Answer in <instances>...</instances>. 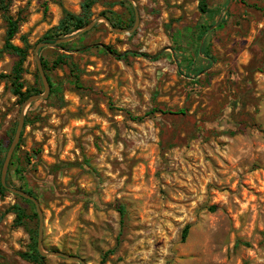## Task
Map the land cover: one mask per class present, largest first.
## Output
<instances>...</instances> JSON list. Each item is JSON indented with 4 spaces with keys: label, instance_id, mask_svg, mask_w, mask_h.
<instances>
[{
    "label": "rangeland",
    "instance_id": "1",
    "mask_svg": "<svg viewBox=\"0 0 264 264\" xmlns=\"http://www.w3.org/2000/svg\"><path fill=\"white\" fill-rule=\"evenodd\" d=\"M107 1L126 0H100L90 23L103 11L129 19L128 5ZM132 1L133 34L101 21L70 50L40 51L69 58L48 71L57 93L27 110L10 183L38 199L47 252L86 264H264V0H208L209 14L201 0ZM65 10L80 15L82 0H0V145L23 104L9 77L18 58L2 51L4 13L19 23L13 43L32 45L25 86L43 93L35 48ZM16 204L37 213L0 196V264H78L25 260L40 222L20 225Z\"/></svg>",
    "mask_w": 264,
    "mask_h": 264
},
{
    "label": "trees",
    "instance_id": "2",
    "mask_svg": "<svg viewBox=\"0 0 264 264\" xmlns=\"http://www.w3.org/2000/svg\"><path fill=\"white\" fill-rule=\"evenodd\" d=\"M99 1L100 0H82V13L80 15H76V14H73V13L65 10L64 14H63V18L60 21L59 25L57 27L49 30L44 35L41 42L54 43L59 39H63L65 37H68V36L78 32V31L84 29L91 22V19L93 17L92 9L95 6V4H97ZM107 2H109V4H111V5H114V4L128 5V12L130 15L129 19L127 21H124L119 16L116 17V14L112 13L110 11H103V12H101L100 16L107 17L111 21V23L117 28H126V29L131 28L132 25L134 24V20H135V11H134L133 7L129 4V2H127V1H107ZM226 6H227V4H225L224 7H226ZM200 10L202 11L203 14L211 13V10L208 7V0H201ZM5 12H6V9H5ZM4 14H5V19L7 21V35H6V39H5V45L2 49V51L6 52V53H10V54H12L18 58V61L16 62V64L13 67L12 76H9V77L11 78L12 92H13L14 96L18 97L20 102H24L31 95L42 93L36 87L35 88H27L25 86V82H24V72H25L24 63L27 60L30 49H32V45H30V43L28 42L27 36L21 37V40L24 43V47H19L13 43V40L15 39L16 35L18 34L19 23L17 20H14L12 17L8 16L7 13H4ZM113 16H115V17H113ZM214 25L215 24L213 23V24H209L206 26H202L203 30L200 33L199 39L201 40L214 27ZM98 26H99V24H97L93 29H97ZM87 34H85V35H87ZM71 44L72 43L62 44V45H60V47L67 49V50H70ZM93 48L100 49V46L95 45L93 47H86V48H82L79 50L87 52ZM101 50L109 52L111 54L118 55L119 58H127L128 56H131V55L138 56L137 53H132V52H126L124 54H119L117 51H115L110 46H102ZM198 54L199 55L205 54L204 50H202V48H201V50L198 51ZM142 56L147 57V58L149 57L148 55H142ZM67 58H69L68 55H58L56 60L49 61V60H46L43 57H41L43 67L45 69V72L47 74L48 80H49L50 85H51V94L47 100H51V98L57 93V88L53 84L52 79L49 77L48 71H50L52 68H54L55 66H57L59 64H62V63L66 64L65 59H67ZM159 58H160V54H157L154 57H152V59H154V60H158ZM6 77H8V76H6ZM38 84H40L42 86L41 78H40L39 74H38ZM180 113L184 114L185 111H180ZM29 124H30V121L28 119V114H27L26 121H25V128ZM25 128H24V130H25ZM15 132H16V127H14L11 130L10 141L7 144H1L0 145V178H1V171H2V167H3V163L5 161L9 147L12 143ZM23 133H24V131H23ZM22 138H23V134H22ZM22 138H21L20 144L18 145V147H17V149L13 155L11 165L9 168L7 181H8L10 186H13V184L10 183L11 166L14 165V158H15L17 150L19 149V147L21 145ZM13 187H15V186H13ZM18 189L25 191V192L29 193L30 195H33L36 198V196L31 191H28V190L21 188V187H19ZM8 192L9 191H7L3 187L1 180H0V196H4ZM16 197L21 199L23 202L31 204L32 206H34V204L31 201L23 199L17 195H16ZM12 210L17 215V220H18V223L20 225L26 226V225H28L27 220H33V219H36L38 217L37 213L31 214V215L28 214L27 210L24 207H22L20 204H16ZM118 210L121 214V217L123 218L124 217V208L120 207ZM189 230H190V226H186L185 229L183 230V233H182L183 239L187 238ZM30 233H31V238H32L33 243L30 247V250L27 253L22 254V257L25 260L30 261V262H34V263L43 262L45 260V258L42 257L38 252V243H37L38 242V231H37V229H30Z\"/></svg>",
    "mask_w": 264,
    "mask_h": 264
},
{
    "label": "water",
    "instance_id": "3",
    "mask_svg": "<svg viewBox=\"0 0 264 264\" xmlns=\"http://www.w3.org/2000/svg\"><path fill=\"white\" fill-rule=\"evenodd\" d=\"M130 3H133L132 0H126ZM139 11L135 10V24L134 27L132 29H126V28H117L115 27L111 21L105 17V16H100L97 19H95L92 23H90L87 27H85L84 29L78 31L76 34L65 37L63 39H59L54 43L51 42H41L39 43L36 48H35V60L37 63V69H38V73L40 75L41 78V83L44 89V92L41 94H34L31 95L28 99H26L22 106H21V110H20V115H19V120H18V125L16 128V132L14 134V138L12 140V143L9 147V150L7 152L5 161L3 163V167H2V171H1V183L3 185V187L9 191L10 193L17 195L23 199L29 200L31 201L35 207H36V211L39 217V232H38V252L39 254L44 257H59L65 260H69V261H73L75 263L78 264H86L85 260L82 259L79 256L76 255H71V254H67L61 251H45L44 247H43V228H44V219H43V213L42 210L40 208V204L37 198H35L33 195H30L29 193L22 191L16 187L10 186L8 181H7V177H8V173H9V168L11 165V161L13 158V155L18 147V145L20 144L21 138H22V134L25 128V121H26V116H27V110L28 108L35 102H39V101H46L50 94H51V85L50 82L48 80L47 74L45 72V69L43 67V63L40 57V51L44 48H58L60 47V45L65 44L67 42H70L76 38H78L81 34H84L90 30H92L95 25L101 21L105 22L111 30H113L114 32L117 33H129V34H133L136 29L138 28L139 25Z\"/></svg>",
    "mask_w": 264,
    "mask_h": 264
}]
</instances>
